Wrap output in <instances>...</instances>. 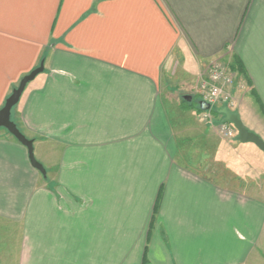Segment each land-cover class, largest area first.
Segmentation results:
<instances>
[{
	"label": "crops",
	"instance_id": "1",
	"mask_svg": "<svg viewBox=\"0 0 264 264\" xmlns=\"http://www.w3.org/2000/svg\"><path fill=\"white\" fill-rule=\"evenodd\" d=\"M217 61L264 141V0H0V111L43 64L12 118L46 170L0 129V264H264V153L188 89Z\"/></svg>",
	"mask_w": 264,
	"mask_h": 264
},
{
	"label": "water",
	"instance_id": "2",
	"mask_svg": "<svg viewBox=\"0 0 264 264\" xmlns=\"http://www.w3.org/2000/svg\"><path fill=\"white\" fill-rule=\"evenodd\" d=\"M44 72V65L42 64L39 68L25 76L18 87L13 90L10 97L7 99L4 107L0 111V129L6 130L11 136H13L20 144L27 148L29 153V160L33 168L38 170L42 175L46 176V170L36 160L34 155V142L27 139L22 132L19 130L16 123L13 121L12 113L13 110L19 104L27 86L33 82L40 74ZM200 108L202 111H208L209 106L203 102H200ZM224 116V121L234 126L238 133V140L241 143H250L255 145L260 151L264 153V141L263 139L251 132L240 119L239 115L230 112L227 109H223L220 112Z\"/></svg>",
	"mask_w": 264,
	"mask_h": 264
},
{
	"label": "built area",
	"instance_id": "3",
	"mask_svg": "<svg viewBox=\"0 0 264 264\" xmlns=\"http://www.w3.org/2000/svg\"><path fill=\"white\" fill-rule=\"evenodd\" d=\"M227 69V65L224 63H213L210 67L209 75L203 82V89H201L199 95L201 102L209 106L208 111L201 113V120L203 122H210L213 119L214 111H218L220 114L223 109H227L233 113L238 106L232 94L227 92L228 86L229 88L234 87L233 79L226 78V74L229 73ZM218 126L220 135L224 139L232 138L234 133L237 132L232 124L225 121L220 122Z\"/></svg>",
	"mask_w": 264,
	"mask_h": 264
},
{
	"label": "rangeland",
	"instance_id": "4",
	"mask_svg": "<svg viewBox=\"0 0 264 264\" xmlns=\"http://www.w3.org/2000/svg\"><path fill=\"white\" fill-rule=\"evenodd\" d=\"M220 63H222V62H220ZM226 65H227V68H228L227 70H229L228 71L229 73L226 74V78L227 79H229V78L230 79H233V81H234V87H230L229 88V86H228L227 92L228 93L230 92V94H232V97L234 98L235 102L238 105L237 108H236V110L233 111V113H235V114L237 113V115H238L239 112H240V110H239V108H240V99L245 98V94H246V91H245V89H243V86L241 85V81H240L241 80V76H243V75H240L241 73L233 70L232 67L229 64H226ZM176 66L177 65H175L174 70L177 69ZM209 71H210V69L208 70L207 74H204V76L202 75V80L200 79L197 83L196 82L195 83H192L190 85V87L188 88L189 91L195 93V95L197 96V93L199 94L200 91H201V89H203V85H204L203 82L207 78V76L209 75ZM199 97H200V95H199ZM200 99H201V97H200ZM200 101L201 100H199V98H196L194 100L195 105H197L198 102H200ZM201 122L202 123H206V122H203V121H201ZM220 122H224V116L220 115L219 113L217 114V111H214L213 119L210 122L206 123V124H212V125L216 124V125H218ZM216 130H217L219 136L222 139H224L220 135L219 126H218V128ZM237 138H238V133L235 132L232 138H230V139H224V140H226V141H233V140H235Z\"/></svg>",
	"mask_w": 264,
	"mask_h": 264
},
{
	"label": "trees",
	"instance_id": "5",
	"mask_svg": "<svg viewBox=\"0 0 264 264\" xmlns=\"http://www.w3.org/2000/svg\"><path fill=\"white\" fill-rule=\"evenodd\" d=\"M235 71H237V72H239V73H241V74L243 73L242 68L240 67L239 64L237 65V68L235 69ZM185 103H187V102H185ZM197 108H198V111L203 112L199 106H198ZM218 113H219V112L217 111V114H218Z\"/></svg>",
	"mask_w": 264,
	"mask_h": 264
}]
</instances>
